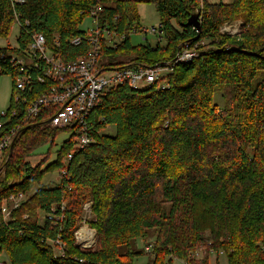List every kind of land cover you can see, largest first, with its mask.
Masks as SVG:
<instances>
[{"label":"trees","instance_id":"trees-1","mask_svg":"<svg viewBox=\"0 0 264 264\" xmlns=\"http://www.w3.org/2000/svg\"><path fill=\"white\" fill-rule=\"evenodd\" d=\"M142 4H153L160 18L155 47L129 41L141 32ZM99 6L98 27L124 36L114 47L102 42L101 67L170 71L145 88L104 91L89 118L93 142L75 149L71 136L45 168L47 157L35 165L30 159L62 131L23 125V109L14 107L13 116L10 98L0 141L15 127L18 136L0 162V207L11 196L26 199L8 221L0 214V257L8 264H132L146 253L134 242L154 231L150 264H219L192 261L204 247L227 264H264V0H0V38L17 26L20 52L33 34L48 44L58 37L72 62L87 45L70 41L85 34L80 26ZM197 9L200 31L186 25ZM232 21L242 22L240 33H221ZM185 43L197 45L198 57L173 65ZM13 51L0 48V58ZM13 73L0 59V76ZM49 173L59 177L54 187L42 184ZM87 202L96 243L82 250L74 234Z\"/></svg>","mask_w":264,"mask_h":264},{"label":"built area","instance_id":"built-area-1","mask_svg":"<svg viewBox=\"0 0 264 264\" xmlns=\"http://www.w3.org/2000/svg\"><path fill=\"white\" fill-rule=\"evenodd\" d=\"M101 10L99 6L89 12L92 29L71 39V46L76 47L82 43L87 45L83 55L72 62L64 61L58 37L48 44L41 34H33L24 50L15 52L18 48L15 45L11 48L13 52L0 58L4 64H10L14 69L12 115H16L14 107L22 108L23 118L20 122L23 125L67 132L73 136L75 149L85 148L93 142L89 136V118L104 91L123 84L133 89L145 88L170 71L160 66L147 67L137 64L118 68L101 67L99 61L102 42L114 47L124 39V36L118 37L106 28L101 30L98 27L96 16ZM159 27L160 25L152 28L149 33L157 35ZM232 31L225 26L221 28V33L227 35L233 36L239 32L236 33L235 30V34ZM141 32L146 34L148 30ZM197 57V45L191 48L189 43H185L179 48L172 64H187ZM5 114L6 110L0 112L1 116ZM0 127L2 128V125ZM17 136L18 128L15 127L0 141V160L3 159L5 150L13 146ZM70 158L71 156L65 159L64 163ZM22 200L21 195L11 196L8 201L12 203L10 208L1 205L0 214L4 222L9 220L11 211L16 209ZM5 202L7 203L6 200ZM88 229L85 230L88 235L86 239L81 238L82 230H77L74 234L75 245L82 250L92 249L96 243L95 231ZM56 250L61 253L60 247H56Z\"/></svg>","mask_w":264,"mask_h":264},{"label":"rangeland","instance_id":"rangeland-1","mask_svg":"<svg viewBox=\"0 0 264 264\" xmlns=\"http://www.w3.org/2000/svg\"><path fill=\"white\" fill-rule=\"evenodd\" d=\"M210 3H215V2H223V3H230L231 0H205ZM201 8V7H199ZM195 13H198L197 10ZM194 13V14H195ZM138 14L140 17V27L141 31L143 30H148V32L143 34V32L140 33H132L130 34V43L132 46H151L155 47L157 45V37L153 33H149V31L152 28H157V26L160 23V18L158 14L156 13L155 7L153 4H142L138 6ZM199 14V13H198ZM242 22L241 21H232L229 23H225L223 26H225L226 29L230 30V32H234L236 30V35L237 36L241 29L239 28L241 26ZM222 26V27H223ZM93 24L92 21L87 18L84 20L83 24L80 26V29L84 32H87L88 29H92ZM221 27V28H222ZM233 33V34H234ZM18 34V27L14 26L12 29V33L9 38L7 39H1L0 38V48H4L9 46L10 48L15 47L16 45V36ZM232 36V35H231ZM161 46L164 45V41L160 43ZM13 80L14 78L11 77L10 75H1L0 76V112L5 111L10 102L11 94H12V87H13ZM213 102L219 106H223L224 103L221 100L219 95H215L213 98ZM111 134H113V131H111ZM71 138V135L68 134L67 132H59L53 141L52 145L46 144L39 149H37L34 152V156L31 157L30 161L33 165L37 164L38 162L42 161L44 157H47V160L45 163L42 165V168H45L48 164L52 163L56 157H57V151L61 147V145L66 141ZM4 160V159H3ZM2 160H0L1 162ZM59 182V177L57 173H49L44 175L42 179V184L47 185V186H52L54 187L57 183ZM26 197L23 198L25 200ZM1 205H5L6 207H11L12 203L11 202H5L3 201ZM40 215V220L42 221L44 215L42 213ZM93 220V215L90 212V203H85L82 208V213H81V220L78 225V231L83 230V229H90V222ZM88 229V230H89ZM156 232H151L149 235V238L144 242L143 240H136L134 242V246L138 250H144L146 252L143 255L137 256L134 258L132 261V264H150V262L153 259V255L150 254L151 249L154 246L155 243V238H156ZM95 247V246H94ZM93 247V248H94ZM148 250L146 251V249ZM2 256L0 257V264H8L7 258L1 254ZM195 262H201L203 260H206L210 263H215L218 261L219 264H227V260L224 257V254H221L213 249V248H200L197 251H195L192 254V261ZM173 264H184L182 261L174 259Z\"/></svg>","mask_w":264,"mask_h":264},{"label":"water","instance_id":"water-1","mask_svg":"<svg viewBox=\"0 0 264 264\" xmlns=\"http://www.w3.org/2000/svg\"><path fill=\"white\" fill-rule=\"evenodd\" d=\"M188 26L193 27L194 29H196L197 31H200L201 26H200V22H199V14L195 13L193 14L189 19L187 24ZM12 149V148H11ZM11 149H10V153H11Z\"/></svg>","mask_w":264,"mask_h":264},{"label":"bare ground","instance_id":"bare-ground-1","mask_svg":"<svg viewBox=\"0 0 264 264\" xmlns=\"http://www.w3.org/2000/svg\"><path fill=\"white\" fill-rule=\"evenodd\" d=\"M85 230H86V229H83V230L81 231V238H82V239H86V238L88 237V235H87V233L85 232Z\"/></svg>","mask_w":264,"mask_h":264}]
</instances>
